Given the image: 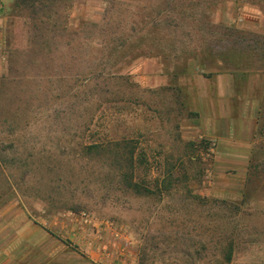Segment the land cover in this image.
<instances>
[{
	"label": "rangeland",
	"instance_id": "374dc122",
	"mask_svg": "<svg viewBox=\"0 0 264 264\" xmlns=\"http://www.w3.org/2000/svg\"><path fill=\"white\" fill-rule=\"evenodd\" d=\"M19 1L0 0V264H264V0ZM102 49L129 76L88 100ZM130 147L151 193L119 175Z\"/></svg>",
	"mask_w": 264,
	"mask_h": 264
},
{
	"label": "trees",
	"instance_id": "16d2710c",
	"mask_svg": "<svg viewBox=\"0 0 264 264\" xmlns=\"http://www.w3.org/2000/svg\"><path fill=\"white\" fill-rule=\"evenodd\" d=\"M19 2H24V0H20ZM166 8L159 10L155 15H150L148 14L149 12H147L146 10H152L154 9L153 6H150L148 8L145 9V13L143 15V21H141L139 23V26L137 29H133V31L129 32V33H121V32H125V29L120 31L117 35V37L115 38V40H117V43L120 45H125L128 41H130V39L132 40L137 34H139L144 27H157V23L159 22L157 19V16L160 15V13L165 12L169 9V5L168 3L166 4ZM142 20V19H141ZM161 30V29H160ZM121 45V46H122ZM113 51V56L112 59H116L117 56L119 55V49L117 51L116 48L112 49ZM103 54H105V59L101 60L99 63L98 61L92 64H94L92 67H101L100 69H90V67H88L89 72L87 75V77L82 78L83 81H85L84 83H80V86L83 87V92H88L89 95L91 96L90 98H87L88 100L92 99L94 95L99 96L100 98H106V94H117V92L119 91H113V89H110V86H112L114 83L117 85L116 89H118L119 86H121L122 82L126 79V77H128L129 75H123L118 73V67L115 68V70L111 73V72H107L106 74H102V70L104 69L105 65L107 66L110 62V59H108V54L110 53L108 50H104L102 49ZM102 53V52H101ZM104 61V62H103ZM101 64H104L101 66ZM111 66V64H109ZM3 78V77H2ZM82 81V82H83ZM72 86L68 85L65 89H63V91H71ZM78 95V94H76ZM95 98V97H94ZM97 98V97H96ZM118 99V97L116 98ZM261 111L264 115V100H263V104L261 107ZM11 127H13L12 125H10L8 128V130H11ZM105 141H94L92 143H90L89 145L86 146V148L88 149V151L90 153H92L93 151H98L99 149H101L105 144ZM120 143V142H119ZM118 144V143H117ZM134 147H130L129 152L131 153L129 158L127 159V167H124L121 165L120 161H116L114 164H117V168L118 171L120 172L119 175L123 176V180L126 183V189H132L135 192H141L142 190H146V192H153L150 191L148 189H145L142 187L140 182H137L135 180H133L132 178V174L134 173V170L136 168V160L133 157V153H134ZM140 162H143L140 159ZM123 168H127L128 171H122ZM194 198L199 199L200 201H203L205 199V197H200L199 195H194ZM2 203V202H0ZM231 248H232V242L231 240L228 241V250L226 251L225 255H224V260L225 262H229L232 258V252H231ZM192 264V263H191Z\"/></svg>",
	"mask_w": 264,
	"mask_h": 264
},
{
	"label": "crops",
	"instance_id": "0c3cea01",
	"mask_svg": "<svg viewBox=\"0 0 264 264\" xmlns=\"http://www.w3.org/2000/svg\"><path fill=\"white\" fill-rule=\"evenodd\" d=\"M5 29H3L2 19L0 18V51L2 50V47L4 46L5 41ZM1 62V61H0ZM2 64L0 63V72H1ZM1 76H0V82H1Z\"/></svg>",
	"mask_w": 264,
	"mask_h": 264
}]
</instances>
